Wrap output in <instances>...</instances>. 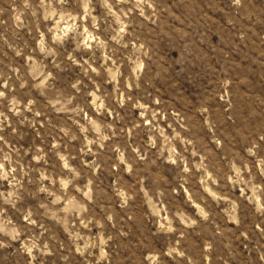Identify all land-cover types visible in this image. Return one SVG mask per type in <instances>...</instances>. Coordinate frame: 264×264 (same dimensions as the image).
I'll return each instance as SVG.
<instances>
[{
    "label": "rangeland",
    "instance_id": "1",
    "mask_svg": "<svg viewBox=\"0 0 264 264\" xmlns=\"http://www.w3.org/2000/svg\"><path fill=\"white\" fill-rule=\"evenodd\" d=\"M0 264H264V0H0Z\"/></svg>",
    "mask_w": 264,
    "mask_h": 264
}]
</instances>
